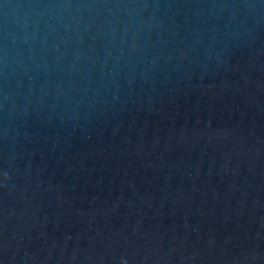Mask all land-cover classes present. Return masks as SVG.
I'll list each match as a JSON object with an SVG mask.
<instances>
[{
  "label": "water",
  "instance_id": "water-1",
  "mask_svg": "<svg viewBox=\"0 0 264 264\" xmlns=\"http://www.w3.org/2000/svg\"><path fill=\"white\" fill-rule=\"evenodd\" d=\"M0 264H264V0H0Z\"/></svg>",
  "mask_w": 264,
  "mask_h": 264
}]
</instances>
